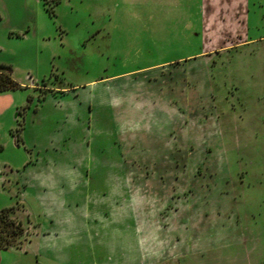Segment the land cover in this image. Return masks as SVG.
<instances>
[{
	"label": "rangeland",
	"instance_id": "1",
	"mask_svg": "<svg viewBox=\"0 0 264 264\" xmlns=\"http://www.w3.org/2000/svg\"><path fill=\"white\" fill-rule=\"evenodd\" d=\"M0 264H264V0H0Z\"/></svg>",
	"mask_w": 264,
	"mask_h": 264
},
{
	"label": "trees",
	"instance_id": "2",
	"mask_svg": "<svg viewBox=\"0 0 264 264\" xmlns=\"http://www.w3.org/2000/svg\"><path fill=\"white\" fill-rule=\"evenodd\" d=\"M19 83L12 76V69L0 65V94L19 89ZM13 208L0 210V249L16 247L23 234L22 224L11 217Z\"/></svg>",
	"mask_w": 264,
	"mask_h": 264
},
{
	"label": "crops",
	"instance_id": "3",
	"mask_svg": "<svg viewBox=\"0 0 264 264\" xmlns=\"http://www.w3.org/2000/svg\"><path fill=\"white\" fill-rule=\"evenodd\" d=\"M11 92H6L3 94H0V116L4 109L7 108V106L10 104L12 97ZM12 249V248H11Z\"/></svg>",
	"mask_w": 264,
	"mask_h": 264
}]
</instances>
